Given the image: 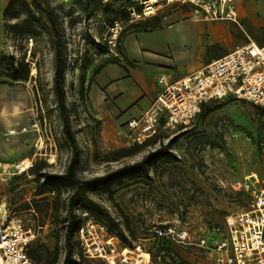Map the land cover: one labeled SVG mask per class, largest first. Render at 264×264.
Instances as JSON below:
<instances>
[{
  "label": "rangeland",
  "instance_id": "rangeland-1",
  "mask_svg": "<svg viewBox=\"0 0 264 264\" xmlns=\"http://www.w3.org/2000/svg\"><path fill=\"white\" fill-rule=\"evenodd\" d=\"M27 1L29 7L22 0H0V93L17 102L0 103V163L8 167L6 171L0 167V205L6 206L8 220L21 219L25 234L34 235L28 253L35 264H65L69 201L76 187L66 179L48 180L44 174H66L72 146L54 92L56 39L47 17L32 0ZM154 1L160 2L38 0L56 16L64 41L66 105L81 149L76 172L84 188L73 212L75 229L87 221L104 224L111 244L151 252L150 264H214L212 253L199 245L200 239L226 216L253 208L248 187L264 188L263 108L238 98L209 101L189 125L175 131L160 129L145 144L133 142L120 128L103 135L86 110L94 70L117 58L116 53L125 57L126 39L144 33L145 24L155 17L164 29L139 34L138 39L158 58L168 52L180 54L181 69L193 63L182 54L193 45L187 28L194 25L188 23L182 32L177 28V23L190 19L189 8L163 0L154 15H133L142 4ZM115 23L123 31L113 47L105 38ZM170 23L174 27L167 29ZM135 39H128V49ZM197 57L195 61L201 62ZM27 70L26 80L10 77L24 76ZM15 104L23 106L24 113L4 117L15 112ZM173 138L172 155L121 171ZM20 163L29 169L19 173ZM168 223L186 227L190 242L153 234L154 227ZM71 244L67 264H103L83 255L75 233ZM143 256L149 259L147 252Z\"/></svg>",
  "mask_w": 264,
  "mask_h": 264
},
{
  "label": "built area",
  "instance_id": "built-area-1",
  "mask_svg": "<svg viewBox=\"0 0 264 264\" xmlns=\"http://www.w3.org/2000/svg\"><path fill=\"white\" fill-rule=\"evenodd\" d=\"M168 2L188 7L193 20L239 23L236 0ZM159 4H142V12L134 11L133 15L147 18L155 14ZM122 31L119 23L108 27L105 39L109 46L118 44ZM160 83L164 87L149 108L120 127L133 142L143 143L155 137L160 129L175 131L189 125L200 113L202 105L209 101L238 98L264 108V46L250 41L179 80L169 82L161 77ZM18 165L19 173L25 172ZM0 167L6 171L2 163ZM247 191L253 208L226 216L222 224L213 226L208 235L200 239L199 245L212 253L214 264H264V188L252 186ZM152 231L159 238L177 243L187 244L191 240L190 231L174 223L154 227ZM75 235L83 255L99 259L103 264L151 263L149 251L111 244L104 224L94 225L87 221L77 228ZM33 237L25 234L21 219L8 220L7 208L1 204L0 264H35L28 253ZM144 252L149 254V259L143 256Z\"/></svg>",
  "mask_w": 264,
  "mask_h": 264
},
{
  "label": "crops",
  "instance_id": "crops-1",
  "mask_svg": "<svg viewBox=\"0 0 264 264\" xmlns=\"http://www.w3.org/2000/svg\"><path fill=\"white\" fill-rule=\"evenodd\" d=\"M8 1L4 0L5 3ZM237 3L239 23L231 20L197 21L191 16L189 20L177 23L181 32L186 30L188 23L194 25L187 28L193 45L182 54L192 59L188 69L180 68V54L168 52L164 58H158L145 41L138 39L139 34L160 33L164 29L161 24L127 38L124 43L126 56L116 53L117 58L103 62L87 88L86 110L100 125L101 133L105 135L115 131L130 118L147 110L164 87L160 83L161 77L169 82L179 80L250 41L264 46V0H238ZM173 24H167L166 28L172 29ZM131 38L136 39L128 49L127 41ZM198 55L201 62L195 61ZM5 101L17 103L11 97ZM5 101L0 100V103ZM15 107L24 110L21 105L15 104Z\"/></svg>",
  "mask_w": 264,
  "mask_h": 264
},
{
  "label": "trees",
  "instance_id": "trees-1",
  "mask_svg": "<svg viewBox=\"0 0 264 264\" xmlns=\"http://www.w3.org/2000/svg\"><path fill=\"white\" fill-rule=\"evenodd\" d=\"M25 6L29 7V2L27 0H22ZM154 4H158L157 1L153 2ZM33 6H35L40 12H42L48 19L50 25H51V30L52 34L55 37V53H56V60H55V71H54V92L57 100V107L60 111V116L63 121V129L64 133L66 134L67 138L69 139L71 146H72V157L71 161L67 167V172L64 175H55V174H50V173H45L44 177L48 180L51 179H66L71 182L72 185H75L76 190L74 194L71 196L70 201H69V211H70V217L67 220V225H66V240L68 244V251L65 259V264L69 263L71 256H72V238L74 233L76 232L75 229V224H74V219L75 216L73 215L74 209L78 203V196L80 192L84 189L83 188V183L79 180L77 176V167L79 165L80 161V155H81V149L79 146V143L77 141L75 132L72 128L71 125V117L68 113L67 110V105H66V91H65V70L67 68V62L63 54V49H64V41L61 38L60 35V30L58 26V22L56 19V16L51 10L45 9L41 6V4L38 2V0H32ZM153 4V5H154ZM138 12H142V6L138 7ZM159 18L155 17L153 20L147 22L145 24V29L152 28L155 29L158 27L159 24ZM142 25L144 28V24H132V27H138ZM106 50H103L102 53L107 52ZM101 69V66L96 68L94 70V75L99 73ZM14 81L18 80H26L28 78V70L24 76H20L19 74H13L10 76ZM4 83V82H1ZM208 106V102L204 103L202 105L201 110L205 109ZM264 110V108H263ZM201 112V111H200ZM152 139V138H150ZM150 139L146 140L144 142L147 143ZM174 142V138L170 139L166 144H162L159 148L156 150L150 152L147 156L144 157V159L141 162L135 163L133 165L127 166L123 168L121 171H128L130 169L134 168H142L145 166L148 162L151 160L164 156V155H172V144ZM129 153H123L121 157L127 156ZM32 256L33 253H32ZM31 257V256H30ZM32 258V257H31Z\"/></svg>",
  "mask_w": 264,
  "mask_h": 264
},
{
  "label": "bare ground",
  "instance_id": "bare-ground-1",
  "mask_svg": "<svg viewBox=\"0 0 264 264\" xmlns=\"http://www.w3.org/2000/svg\"><path fill=\"white\" fill-rule=\"evenodd\" d=\"M161 1H163V0H160V2ZM168 1V0H167ZM170 2H172L173 0H169ZM159 2V3H160ZM158 3V4H159ZM159 9V8H158ZM34 71H33V73H35L36 72V68H34L33 69ZM5 94V93H4ZM9 96H4L3 94H0V100H9ZM6 102V101H5ZM13 102V101H12ZM24 113V110L22 109V108H17L16 110H15V112H12V113H9V114H6V115H3L4 117H10V116H15V115H18V114H23ZM25 131V130H24ZM13 134V133H12ZM56 162V159H55V156L54 155H51V158H50V163L51 164H54ZM18 167L20 168V170H23V171H26L27 169H29V166L28 167H25L24 165H23V163H20L19 165H18ZM5 170H8V167L7 166H5Z\"/></svg>",
  "mask_w": 264,
  "mask_h": 264
}]
</instances>
